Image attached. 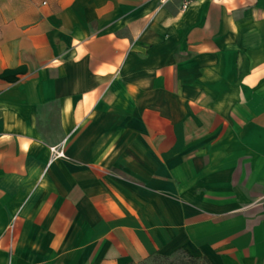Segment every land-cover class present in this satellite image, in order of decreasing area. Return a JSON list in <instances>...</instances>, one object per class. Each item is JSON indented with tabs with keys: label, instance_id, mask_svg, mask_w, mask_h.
<instances>
[{
	"label": "crops",
	"instance_id": "crops-1",
	"mask_svg": "<svg viewBox=\"0 0 264 264\" xmlns=\"http://www.w3.org/2000/svg\"><path fill=\"white\" fill-rule=\"evenodd\" d=\"M178 252L264 264V0H0V264Z\"/></svg>",
	"mask_w": 264,
	"mask_h": 264
},
{
	"label": "rangeland",
	"instance_id": "rangeland-1",
	"mask_svg": "<svg viewBox=\"0 0 264 264\" xmlns=\"http://www.w3.org/2000/svg\"><path fill=\"white\" fill-rule=\"evenodd\" d=\"M188 256L190 255L185 252L179 253L177 254L176 258L169 259V260H164L163 257L165 256H157L155 258L154 257L150 258L146 263L147 264H176L180 259L187 260ZM198 264H205V263H202L200 261Z\"/></svg>",
	"mask_w": 264,
	"mask_h": 264
},
{
	"label": "trees",
	"instance_id": "trees-1",
	"mask_svg": "<svg viewBox=\"0 0 264 264\" xmlns=\"http://www.w3.org/2000/svg\"><path fill=\"white\" fill-rule=\"evenodd\" d=\"M179 253H183V252H178V253H176V254H174L172 256H165V257H163V259L164 260L174 259V258H176L177 254H179ZM157 256H159V255H154L152 257L155 258ZM200 261L202 263H205V264H210L206 258H197V257H193V256H188L187 260L180 259L176 264H198ZM146 262L145 263H142V264H147Z\"/></svg>",
	"mask_w": 264,
	"mask_h": 264
},
{
	"label": "built area",
	"instance_id": "built-area-1",
	"mask_svg": "<svg viewBox=\"0 0 264 264\" xmlns=\"http://www.w3.org/2000/svg\"><path fill=\"white\" fill-rule=\"evenodd\" d=\"M160 1H161V3H166V2L172 1V0H160ZM191 3H192V0H183V8L184 9L188 8L191 5ZM60 154H62V152Z\"/></svg>",
	"mask_w": 264,
	"mask_h": 264
}]
</instances>
